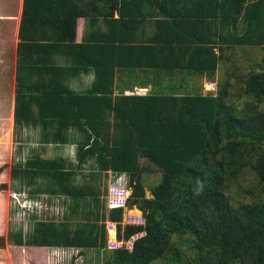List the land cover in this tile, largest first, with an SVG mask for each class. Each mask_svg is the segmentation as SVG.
I'll list each match as a JSON object with an SVG mask.
<instances>
[{"label":"trees","instance_id":"trees-1","mask_svg":"<svg viewBox=\"0 0 264 264\" xmlns=\"http://www.w3.org/2000/svg\"><path fill=\"white\" fill-rule=\"evenodd\" d=\"M154 7L159 9L153 20L156 35L146 43L164 44L162 65L183 66L186 59L187 72L189 64L207 66L195 71H207L214 82L220 61L230 57L227 51H261L259 60L249 58L254 70L242 83L251 99L249 113L235 118L233 104L226 102L231 94L227 82L217 84V94L154 89L140 96L117 88L114 95L101 67L92 85L78 92L67 85L72 72L29 66L30 82L17 79L13 134L39 128L43 144L59 145L74 141L72 131L80 134V162L91 161L99 174H126V206L140 211L144 223L124 224L123 209L107 207V187L97 183L99 174L91 176L93 183L78 185L71 167L31 154L12 166V177H21L32 199L63 195L68 206L60 222L38 216L25 234L21 229L9 233L13 264H43L51 247L101 250L103 264H264V200L238 185L251 173L264 194V114L256 110L264 101V0H24L22 15L36 19L37 28L43 19L62 26V18L91 23L92 8L112 31H131L136 24L143 26L138 19L145 21L149 14L144 11ZM198 55L202 58L194 64ZM110 73L113 78L115 68ZM145 174L156 175L157 182L145 188ZM236 193L251 200L236 201ZM76 216L84 221L73 226L70 220ZM106 221L116 223L119 240L141 236L131 249L109 250ZM5 247L0 235V250Z\"/></svg>","mask_w":264,"mask_h":264},{"label":"crops","instance_id":"crops-1","mask_svg":"<svg viewBox=\"0 0 264 264\" xmlns=\"http://www.w3.org/2000/svg\"><path fill=\"white\" fill-rule=\"evenodd\" d=\"M23 1L24 0H19L22 6ZM155 8L156 7L152 8L150 11H144L149 14V18L145 21L138 19V22H142L143 26L136 24L133 26L134 30L131 31L122 28L117 29V31H112L105 18H102L99 14H97L96 17V11L92 8L90 15L91 23H89L90 21L87 22L85 18L82 17H76L74 19L62 18L65 21L62 23V21L59 20L62 24V26H60L58 22L48 23L46 21L47 19H43L46 22L40 20V26L37 28L38 21L34 18L23 17L22 13H19V16L0 18V28L3 27V29H0V66H6L4 68V73L6 75L8 74V77H11V75L13 76L15 85L18 82L17 79H19V82L23 83L30 82L32 70H30L29 66H50L58 70L64 69L67 72H72V76L67 80L69 89L72 91L84 92L92 85L95 79L96 68L101 67L105 72L104 76L107 81H112L114 95H118L120 92L117 88H123L124 95H131L134 92L136 95L146 96L150 92L156 91L169 94L172 90L173 93L178 95H185L193 92L205 95L210 91L206 89L207 86L219 83V74L222 70V66H224V62L220 61L215 73L214 82H210L207 79V71H200L199 69V71H195V68L202 67H205L207 70V66L193 67L189 64L191 68L189 72H187L186 59L181 63L183 66L162 65L165 63L162 62L163 57L167 56V50L164 51L163 54H160L164 44L155 43V45H153L151 43H146L147 39L153 38L156 35L153 20L155 19L154 16L159 13V9ZM114 18H118L116 12L114 13ZM6 22L10 27H7ZM144 44L150 45V47H140ZM20 45L21 48H19ZM36 46L38 48H36ZM164 49H166V47H164ZM37 50H39V52ZM29 53L32 54L27 55ZM217 54L220 55V52L217 51ZM198 57L200 58L201 56L198 55L194 58V64L199 62ZM33 61H37L38 63L33 64ZM179 61H181V58H179ZM18 66H21L19 71L17 69ZM112 67L115 68V75L113 78H111L110 73ZM8 77L3 79H7ZM8 81H10V79H8ZM130 87H133L134 91L126 89ZM154 89L156 91H154ZM136 92L139 93L137 94ZM15 93L16 90H14V97ZM13 110L14 106L11 108L12 115ZM10 124H13V121ZM35 129L38 130L35 132L38 137V145H36V142L28 148L26 144L29 142L27 137L32 134L31 131H33L34 128L23 129L19 136H17L18 139H21L20 141L24 140V147L17 148L21 149L20 157L25 155L24 161L30 157V153H32L31 147H36L32 154H39V156L44 159L49 158L56 160L57 163L62 164L65 168L71 167V170L74 172L73 178L75 184L80 185L82 182L89 181L93 183V181L90 180L91 176L98 175L99 173L91 167V161L88 160L81 163L79 160V150L76 140L78 141L81 139L80 134L70 131L76 138L69 144H43V139L41 137L42 132L39 128ZM10 135L13 140V131L10 132ZM125 175L126 174H117L111 171L107 173L102 172L97 177V183L99 186L102 185L104 187L107 183L109 185L112 178L116 179L120 177L125 180ZM4 176H6L8 183L14 184L13 190L15 194L20 198L24 197L23 201L28 203L32 202L34 208L36 207V203L41 205L42 202L39 200H44V198L47 204L50 205V208H53L51 205L52 203L55 204V207H58V202L61 201V205L65 206L63 211L59 215V209L54 208L56 212H52V215L56 216V218L53 217L50 220L54 222L62 221L61 218L68 206L65 196H49L45 194L32 199L29 196L30 187L25 188L23 184H21V177L13 178L11 169L8 175L4 174ZM100 181L102 183H100ZM43 205L45 206V204ZM43 205L41 206L42 208ZM132 209V211L138 212L136 208ZM123 212L124 217L126 213L125 211ZM107 223H109V221H106V224ZM108 237L109 235L106 231L107 240ZM52 248L57 247H51L47 250L49 251V249ZM78 253L79 254L76 255H80V252ZM56 256H58V254ZM58 258L60 259L61 256L59 255ZM10 259L11 264H13L11 256ZM75 259L76 257L74 260ZM47 261L48 254L46 253L43 264H47Z\"/></svg>","mask_w":264,"mask_h":264},{"label":"rangeland","instance_id":"rangeland-1","mask_svg":"<svg viewBox=\"0 0 264 264\" xmlns=\"http://www.w3.org/2000/svg\"><path fill=\"white\" fill-rule=\"evenodd\" d=\"M21 6L22 3H20L19 0H0V18L7 16H19V13H22ZM6 25L7 27H10L7 22ZM1 28L3 29V27ZM243 49V53L241 51L238 52L236 49L226 52L225 55H227V57H230L226 60V62L223 63L224 66H222V70L219 74L218 79V81L221 83L225 84V82H227L229 84L228 88L231 90V94L227 97L226 102L231 105L233 104L235 108L234 116L235 118L239 119L247 116V114L249 113L247 108L248 106H251V99L242 91L243 81L254 70L252 62L251 60H249V58L259 60L262 55L261 51L257 48L254 49L246 47ZM5 67L6 66H0V168H2V171L0 173V186L2 187V185L4 184L3 187H5V189L0 190V235H2L6 241V247L0 250V264H11L10 248L12 247V240L9 233H14L21 229L25 234L32 228L38 216H40L39 218H42L43 216L45 220H50L53 217L56 218V216L52 215V212H56L54 208L59 209L58 211L60 215L65 206H62L61 201H59L58 207H55V204L52 203L51 205L53 208H50V205L47 204L46 199L44 198V200H39L42 202L41 205L36 203L35 209L32 202L28 203L26 201H23L24 197L20 198L15 194L13 190L14 184L8 183L6 176H4V174L8 175L9 170L14 164L23 162L25 160V155L23 156L24 158L19 156L21 153V149H17L24 147V140L20 141L21 139H18L14 134L12 140L10 135V132L13 131V124H10L13 121L11 108L14 106V90L17 89V84L15 85V79L12 75L11 77H8V74L6 75L4 73ZM6 77L8 78L3 79ZM8 79H10V81H8ZM219 87V85L215 84L207 86L206 89H209L210 91L213 90V92L217 94ZM256 110L257 112H262L264 114V101L256 106ZM37 131V129H34L33 131H31L32 134L28 135L27 140H29V142L26 143L28 148H30V146H32L33 143L36 142V145H38V137L35 133ZM72 138L74 140L76 136H72ZM30 141L32 142V144ZM34 148L31 147L32 153ZM32 153H30V155ZM143 178L145 188L148 186H153L158 180V177L154 174H145ZM124 179L126 182V175L124 176ZM100 183L102 182L100 181ZM238 185L243 191L253 192V194H259L260 196L262 195V198L264 200V194L260 193V187L257 185L255 177L251 173H246L243 177H241L238 181ZM100 186L103 187L102 185ZM107 186L108 183L106 187ZM235 191L236 188H233L232 186L231 194L234 195ZM237 194L238 193H236V195ZM235 200L245 202L250 201L251 198L246 195H237L235 196ZM43 204H45V206ZM42 205L43 208L41 207ZM34 214L36 215V217L34 216L35 218L32 217V215ZM140 214V211H129L126 213V216L123 217V222H137ZM83 221L84 220L82 218L76 216L70 220V223L75 226L76 223H82ZM71 250L72 249L66 250L58 248H52L49 249V251L47 250V264H103L104 252L101 250H84L80 253V255H76L79 254L78 249H74L72 251ZM33 253L34 252H32V254ZM57 254L58 256H56ZM59 255L61 256L60 259L58 258ZM75 257L76 261L74 260Z\"/></svg>","mask_w":264,"mask_h":264},{"label":"built area","instance_id":"built-area-1","mask_svg":"<svg viewBox=\"0 0 264 264\" xmlns=\"http://www.w3.org/2000/svg\"><path fill=\"white\" fill-rule=\"evenodd\" d=\"M137 94L139 92H136ZM125 196H127V193L118 185H109L108 187V195H107V200H108V207L109 208H116V207H121L125 203ZM132 221L130 223H124V224H143V219L142 217H139L137 219V222ZM106 231L107 234L109 235L108 240H107V249L112 250V249H119V248H126V249H131L133 246V242L140 237L141 235H135L129 238L128 240H123V239H118L117 238V228H116V223L109 222L106 224Z\"/></svg>","mask_w":264,"mask_h":264},{"label":"clouds","instance_id":"clouds-1","mask_svg":"<svg viewBox=\"0 0 264 264\" xmlns=\"http://www.w3.org/2000/svg\"><path fill=\"white\" fill-rule=\"evenodd\" d=\"M212 91H213V90H212ZM111 184L120 186V187H121V188L127 193V196H125V203H124V205L121 206V207H116V208H109V207H108V200H107L108 187H109V185H111ZM126 184H127V181L125 182V180H123V179L120 178V177H118V178H116V179H113V180L109 183V185H108V187H107V195H106V200H107V201H106V205H107V207H108L109 209H118V208H122L123 211H125V213H127L128 211H132V208L129 209V208L126 206V201H127V199L129 198V196H130L129 189L125 188ZM126 211H127V212H126ZM138 212H139V211H138ZM123 214H124V212H123ZM139 217H142L141 214H140Z\"/></svg>","mask_w":264,"mask_h":264},{"label":"water","instance_id":"water-1","mask_svg":"<svg viewBox=\"0 0 264 264\" xmlns=\"http://www.w3.org/2000/svg\"><path fill=\"white\" fill-rule=\"evenodd\" d=\"M145 193H146V196L153 197L152 195H150V193L148 191H146Z\"/></svg>","mask_w":264,"mask_h":264}]
</instances>
